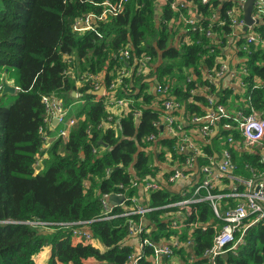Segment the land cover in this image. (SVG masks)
<instances>
[{
  "label": "trees",
  "instance_id": "trees-1",
  "mask_svg": "<svg viewBox=\"0 0 264 264\" xmlns=\"http://www.w3.org/2000/svg\"><path fill=\"white\" fill-rule=\"evenodd\" d=\"M105 1L119 0H0V85L4 76L17 89L0 94V264H38L36 258L45 249L48 259L41 264H125L133 250L125 244L129 219L142 221L153 242L172 234L185 240L190 233L191 250L188 245L174 248L173 256L179 260H166V264H200L217 231L214 225L222 224L209 200L202 198L205 193L188 205L192 220L209 223L204 230L174 231L165 215L169 210L162 208L143 215L95 219L102 216L104 194L125 192L128 198L138 199L146 179L168 177L188 156L178 151L180 136L154 124L163 114L155 86H168L169 95L179 102L174 115L183 117L187 136L189 129L201 127V123L193 125V117H203L218 104L230 110L238 102L245 114L251 108L264 112V87L252 89L258 81L264 86V47L250 44L241 50L247 88L235 93L205 79L206 70L217 69L218 57L225 55L231 32L227 11L234 0H187L195 7L196 30L178 22V13L170 6L174 0H127L120 14L97 21L95 31L73 29L77 19L100 14ZM254 27L264 37V16ZM206 31L211 35L206 36ZM122 50L129 51L128 58ZM144 57H148L147 70L137 74ZM88 75H96L106 97L92 94L93 80ZM110 84L115 86L109 89ZM53 92L71 105L75 124L65 138L54 137L43 148L49 126L41 97ZM108 97L126 98L129 103L117 107L113 115L105 104ZM136 110L141 112L139 117L134 115ZM227 122L221 119L214 135L193 141L203 154L196 160L198 167L208 164L209 158L218 160L227 149L236 174L262 180V151L246 150L236 123L227 130ZM150 135L154 139L147 140ZM222 183L227 188L228 183ZM176 200L178 196L161 182L143 204L159 207ZM234 205L232 198L222 197L218 210ZM122 211V206L114 207V213ZM77 221L86 223L98 245L73 240L70 224ZM250 227L238 247L218 258L219 264H264V225ZM240 236L238 232L235 238ZM140 264L150 263L143 259Z\"/></svg>",
  "mask_w": 264,
  "mask_h": 264
},
{
  "label": "built area",
  "instance_id": "built-area-1",
  "mask_svg": "<svg viewBox=\"0 0 264 264\" xmlns=\"http://www.w3.org/2000/svg\"><path fill=\"white\" fill-rule=\"evenodd\" d=\"M127 0H119L117 2L105 1L102 3L103 10L98 15L88 14L84 17L77 19L74 22L73 29L77 31L94 30L93 25L97 21L105 20L108 15L115 17L123 11V4ZM161 2H165L161 0ZM202 3H206L207 0H201ZM235 4L227 11L231 32L227 34V38L233 43L236 55L242 58V61H234V63L228 64L231 57L228 52L224 51V56L218 57L219 66L217 69H208L205 73V79L214 84L223 79L224 76H228L230 81V90L235 93L244 92L247 85L243 82L244 76L248 75V70L245 64V57L241 56V50L247 48L250 44H258L264 47V37L255 29V25L259 23L260 18L264 16V0H254L253 10L251 18L254 21L251 25H246L243 19V7L246 0H234ZM177 13V20L181 23H187L191 26V30L195 28V7L191 2L187 0H174L170 5ZM186 10L184 13L183 10ZM214 19H218L215 15ZM241 31L240 34L235 35L233 31ZM95 31V30H94ZM206 36L211 35V31L205 32ZM188 39L185 38V41ZM240 41L239 44L237 42ZM243 43V45H242ZM229 46V44H228ZM227 46V47H228ZM226 47V48H227ZM225 48V49H226ZM224 49V50H225ZM121 55L128 58L129 51L122 50ZM148 57H144L140 60L137 74L145 72L148 66ZM123 73V72H122ZM129 72L127 71L125 76ZM93 80L94 91H97L103 86H99L96 75H88ZM122 79V78H121ZM121 79L117 81V85L121 82ZM115 84H110L109 89H112ZM264 87L260 85L258 81L252 85L253 88ZM93 91V92H94ZM154 92L162 97V117L159 121L155 122V125H161L164 127L165 132L172 136H180V144L178 145V151L186 153L188 156L185 158L181 167H174V172L166 178L161 176L158 180L150 178L146 179L144 184L141 185L139 191L142 193V197H130L128 198L126 193H118L117 196H123V200L119 203H110L108 194H104L100 198V204L102 207V216L95 220H109L116 216H130V215H143L144 213L157 210L166 209L169 210L165 213L168 220H171V226L174 231H189L192 228L207 229L209 223H200L192 220L191 209L189 204L198 202L202 193H205L204 199L209 200L210 206L218 220L222 222L221 225H214V230H217L213 236L212 243L207 248L201 259L203 261L200 264H219L218 258L222 257L229 249H234L238 239L235 238L238 232L243 231L255 224L264 225V178L262 180L245 178L235 173L236 165L232 162L230 152L227 149L222 151L221 158L216 160L215 158H209L208 164L198 167L197 158L203 156L199 146L191 141L187 134L183 131V125L177 120L174 112L179 110L180 104L169 95L168 86H162L157 84ZM76 95L80 96V94ZM106 97V90L103 87L101 96ZM212 97L208 96V101L211 102ZM248 105L250 104V94L247 95ZM41 102L44 107V122L46 127L49 126L50 131H55V137L65 138L68 133V129L75 124L74 115L71 114V105L66 106L65 100L57 93H51L43 95ZM129 100L126 98L108 97L105 98V104L111 114H115L117 107L126 108ZM140 111H134L136 117L140 116ZM110 119V117H109ZM221 119L228 120L224 124V128L231 129L232 123H236L235 127L239 130L243 137V144L246 150L253 148H259L262 151V161L264 162V112L258 109L251 108L248 114L239 108L236 111L228 110L225 106L218 104L215 109H211L203 117H193L192 122L201 123L200 132L202 135L207 136L214 134L217 123ZM53 120L56 121L53 124ZM42 128L40 129V131ZM48 134L45 135V144L43 148H46L49 142ZM154 139V135H150L147 140ZM230 141L231 139L228 138ZM152 142V141H148ZM38 166V164L36 165ZM193 179V183L182 190L178 196V200L167 203L159 207H150L148 204L144 205L143 202L147 201L149 192L156 191L161 188V182L164 185L173 183L177 180ZM226 181L228 183L227 191L223 195L218 193L212 194L211 190H214L215 182ZM86 182H83V186ZM133 187L137 186V182H133ZM131 185V186H132ZM222 197H229L235 201V205L231 208L225 209L219 212V200ZM130 200L132 204L126 206L125 202ZM122 206L123 211L119 214L114 213V207ZM71 236L74 239L84 242H95L92 235L84 221H77L70 224ZM127 237L125 244L132 246L133 250L127 257L125 264H140V261L146 259L150 264H166V260H174L173 256L174 248H181L188 245L191 250L193 241L190 239V233L187 239L182 240L176 234H172L168 239L161 238L157 242H153L146 234L149 229L143 225L142 221L134 222L132 219L127 221ZM150 248V252L147 253V249ZM196 259V258H194Z\"/></svg>",
  "mask_w": 264,
  "mask_h": 264
},
{
  "label": "crops",
  "instance_id": "crops-1",
  "mask_svg": "<svg viewBox=\"0 0 264 264\" xmlns=\"http://www.w3.org/2000/svg\"><path fill=\"white\" fill-rule=\"evenodd\" d=\"M218 16V15H217ZM241 31H238V30H235L233 31V34L235 35H238L240 34ZM227 41H228V44L229 46L224 50L225 52H228V54H230V58H229V61L227 62L228 64H233L234 61H242V58L238 55H236V51H235V48L233 47V43L231 41V39L229 40L227 38ZM230 81L231 79L228 77V76H224L223 79H221L219 81V83L226 87L227 89L230 88ZM232 91V90H231ZM234 92V91H233ZM74 97H77V95H73ZM79 96V95H78ZM74 104H72L73 106ZM71 107V106H70ZM240 108V106L238 105V102H234V105L230 108L231 111H236ZM177 118L179 119V122L185 127L187 126L186 123H184V120L182 119L183 117L180 118L179 115H177ZM198 125L200 123H194L193 122V125ZM50 129L52 128H49V132L48 133H51V134H48V139H49V142L47 141L48 145L50 144V142L53 140V138L55 137V135H52V132H55V131H50ZM200 128L197 127L196 129H189L188 130V136H189V139L191 141H203L204 138V135L201 134ZM216 130V129H215ZM51 135V136H50ZM214 135V134H213ZM53 136V137H52ZM51 138V139H50ZM47 145V146H48ZM193 183V179H188V180H177L173 183H168L166 184V188H168L169 191H171L173 194L175 195H179V193L184 190L187 186L191 185ZM214 189H216L218 191V195H223L225 194L224 192L227 190V188L223 185V183L221 181H217L215 182V187ZM140 197H142V193L140 192ZM74 241H76L75 239H73ZM39 258H36V261L38 264H41L42 262H38ZM179 260V257L177 256L176 259H175V262H178ZM45 263V262H44Z\"/></svg>",
  "mask_w": 264,
  "mask_h": 264
},
{
  "label": "water",
  "instance_id": "water-1",
  "mask_svg": "<svg viewBox=\"0 0 264 264\" xmlns=\"http://www.w3.org/2000/svg\"><path fill=\"white\" fill-rule=\"evenodd\" d=\"M253 2H254V0H246L244 7H243V19H244L245 24L247 26L251 25L254 22L251 18V13L253 10ZM156 13H157V11L155 10V14ZM160 63H161V59L158 60L157 66L160 65ZM0 89H1V91H0L1 95L6 94V93L13 94L17 90L13 84L6 81L4 76L1 77ZM102 92H103V87H101L97 91L92 92V94L96 95V96H101ZM75 94H76L75 92H72V95H75ZM55 123H56V121L53 120V124H55ZM35 169L38 170L39 166H35ZM122 200H123V196H117V195L110 196V198H109L110 203H113V204L119 203ZM250 228L251 227H248L243 231V233L241 234V236L239 237L238 241L235 244V248L238 247L244 241L245 234L248 232V230Z\"/></svg>",
  "mask_w": 264,
  "mask_h": 264
},
{
  "label": "rangeland",
  "instance_id": "rangeland-1",
  "mask_svg": "<svg viewBox=\"0 0 264 264\" xmlns=\"http://www.w3.org/2000/svg\"><path fill=\"white\" fill-rule=\"evenodd\" d=\"M216 15V14H215ZM48 134H51V133H48ZM52 135H55V132H52ZM51 136V135H50ZM53 137V136H52ZM51 139V138H50ZM92 244L94 245H98L97 242H93ZM37 258H39L38 262H46L47 259H48V249H45L42 253H40Z\"/></svg>",
  "mask_w": 264,
  "mask_h": 264
}]
</instances>
